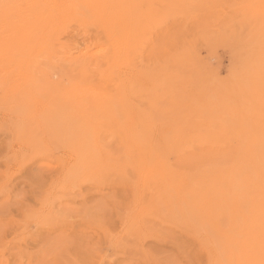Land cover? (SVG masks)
I'll list each match as a JSON object with an SVG mask.
<instances>
[{"label":"rangeland","instance_id":"rangeland-1","mask_svg":"<svg viewBox=\"0 0 264 264\" xmlns=\"http://www.w3.org/2000/svg\"><path fill=\"white\" fill-rule=\"evenodd\" d=\"M38 1L0 0V264H264V0Z\"/></svg>","mask_w":264,"mask_h":264},{"label":"bare ground","instance_id":"bare-ground-1","mask_svg":"<svg viewBox=\"0 0 264 264\" xmlns=\"http://www.w3.org/2000/svg\"><path fill=\"white\" fill-rule=\"evenodd\" d=\"M32 1V0H31ZM35 1V0H34ZM38 1V0H37ZM46 1V0H45ZM39 2V1H38ZM51 4V3H50ZM23 5V4H22ZM25 6V5H24ZM50 6V5H49ZM20 7V6H19ZM16 8V7H15ZM29 8V7H28ZM49 8H51V7H49ZM10 9V8H9ZM22 9V8H21ZM44 9V8H43ZM55 9V8H54ZM23 10V9H22ZM20 11V12H24V11ZM26 11H27V9H25ZM45 10H46V8H45ZM15 11V10H14ZM29 11V10H28ZM40 11V10H39ZM44 11V10H43ZM29 12H31V11H29ZM18 14V13H17ZM22 14H24V13H22ZM38 14V13H37ZM46 13L44 12V15H45ZM51 15V14H50ZM49 15V16H50ZM16 16V15H15ZM53 16V15H52ZM28 17V16H27ZM42 17H44L43 15H42ZM41 17V18H42ZM40 18V19H41ZM50 18V17H49ZM18 19V18H17ZM3 20V19H2ZM14 20V19H13ZM2 22V21H1ZM18 22V21H17ZM47 22H48V20H47ZM18 23H20V22H18ZM23 23H25V22H23ZM29 23V22H28ZM1 24V23H0ZM21 24V23H20ZM33 25V24H32ZM35 25V24H34ZM33 25V26H34ZM3 26V25H2ZM14 26V25H13ZM30 26V25H29ZM23 27H24V25H23ZM1 28V27H0ZM17 28H18V26H17ZM17 28H16V30H17ZM56 32V31H55ZM18 35V34H17ZM19 36V35H18ZM21 37H23V35L21 36ZM26 38V37H25ZM24 38V40H26ZM18 39V38H17ZM16 39V40H17ZM23 39V38H22ZM15 40V41H16ZM28 40V39H27ZM14 41V42H15ZM13 42V43H14ZM24 42V41H23ZM28 42V41H27ZM16 43V42H15ZM136 78V77H135ZM131 80V79H130ZM139 81V80H138ZM261 163V162H260ZM262 166V165H261ZM260 168V167H259ZM262 169V168H261ZM234 174V173H233ZM264 174V173H263ZM140 175V174H139ZM232 175V174H231ZM235 175V174H234ZM233 176V175H232ZM237 176V175H236ZM219 177H222V176H219ZM226 177V176H225ZM230 177V176H229ZM261 177V176H260ZM223 178V177H222ZM142 179V178H141ZM225 179H227V178H225ZM233 179V178H232ZM242 179H244V178H242ZM241 179V180H242ZM228 180V179H227ZM235 180V179H234ZM230 181V180H229ZM232 181V180H231ZM233 182V181H232ZM262 183V182H261ZM264 183V182H263ZM224 184V183H223ZM227 184V183H226ZM225 185V184H224ZM231 185V184H230ZM229 185V186H230ZM228 186V185H227ZM241 187V186H240ZM223 188V187H222ZM232 188V187H231ZM234 189V188H233ZM214 190V189H213ZM222 191V190H221ZM223 191H225V189L223 190ZM229 191V190H228ZM236 191V190H235ZM248 191V190H247ZM213 192V191H212ZM237 192V191H236ZM223 193V192H222ZM225 193H226V191H225ZM231 193V192H230ZM231 195V194H230ZM247 196H249V195H247ZM247 198V197H246ZM256 198V197H255ZM260 198V197H259ZM226 199V198H225ZM228 199H230V198H228ZM247 200V199H246ZM226 201V200H225ZM230 201V200H229ZM241 200H239V202H240ZM244 201V200H243ZM228 202V201H227ZM245 202V201H244ZM229 203V202H228ZM251 203V202H250ZM261 203H263V202H261ZM244 205V204H243ZM251 205H252V203H251ZM264 205V204H263ZM154 206H156V205H154ZM230 206V205H229ZM249 206H250V204H249ZM245 207V206H244ZM248 207V206H247ZM209 208V207H208ZM231 208V207H230ZM259 208V207H258ZM153 210V209H152ZM260 210V209H259ZM259 210H257V211H255V212H258ZM144 212V211H143ZM146 212V211H145ZM248 212V211H247ZM206 213V212H205ZM229 213V212H228ZM232 213V212H231ZM250 213V212H249ZM253 214H255V213H253ZM222 215V214H221ZM224 215V214H223ZM205 216V215H204ZM213 216H215V215H213ZM228 216V215H227ZM206 218V217H205ZM220 218V217H219ZM225 218V217H224ZM228 218H230V217H228ZM226 219V218H225ZM186 221V220H185ZM228 221V220H227ZM231 221V220H230ZM195 222H197V220L195 221ZM239 222V221H238ZM223 223V222H222ZM227 223V222H226ZM35 224V223H34ZM191 225V224H190ZM193 225V224H192ZM198 225H200V224H198ZM225 225V224H224ZM201 226H202V224H201ZM230 226V225H229ZM261 226H264V225H261ZM210 227V226H209ZM223 227H225V226H223ZM261 228H263V227H261ZM143 229H144V227H143ZM202 229V228H201ZM204 229V228H203ZM211 230H213L212 228H211ZM205 231V230H204ZM213 231H210V233H212ZM262 232V231H261ZM236 233V232H235ZM216 235V234H215ZM252 235V234H251ZM250 235V236H251ZM201 235H199V237H200ZM214 236V235H213ZM204 237H205V235H204ZM260 239H262V238H260ZM214 240V239H213ZM206 243V242H205ZM217 243H218V241H217ZM204 244V243H203ZM215 246V245H214ZM217 246V245H216ZM219 246V245H218ZM212 247V246H211ZM221 250V249H220ZM262 252V251H261ZM222 255V254H221ZM214 256V255H213ZM207 257V256H206ZM209 257V256H208ZM215 257V256H214ZM222 257H224V256H222ZM213 258V257H212ZM218 259V258H217ZM249 260V259H248ZM204 261V260H203ZM218 261V260H217ZM246 261V260H245ZM215 262V261H214ZM227 264V263H226Z\"/></svg>","mask_w":264,"mask_h":264},{"label":"snow or ice","instance_id":"snow-or-ice-1","mask_svg":"<svg viewBox=\"0 0 264 264\" xmlns=\"http://www.w3.org/2000/svg\"><path fill=\"white\" fill-rule=\"evenodd\" d=\"M41 6H42V5L39 4V3H33V4H31V5H28V7H30V8H39V7H41ZM51 6L55 7L56 5H51ZM4 7H7V3H0V8H4ZM7 31H8V29L5 28V29L3 30L4 34H6Z\"/></svg>","mask_w":264,"mask_h":264}]
</instances>
